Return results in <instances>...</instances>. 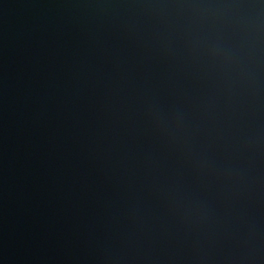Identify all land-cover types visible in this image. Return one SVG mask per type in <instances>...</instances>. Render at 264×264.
I'll return each mask as SVG.
<instances>
[{"label": "water", "instance_id": "1", "mask_svg": "<svg viewBox=\"0 0 264 264\" xmlns=\"http://www.w3.org/2000/svg\"><path fill=\"white\" fill-rule=\"evenodd\" d=\"M0 264H264V0H0Z\"/></svg>", "mask_w": 264, "mask_h": 264}]
</instances>
